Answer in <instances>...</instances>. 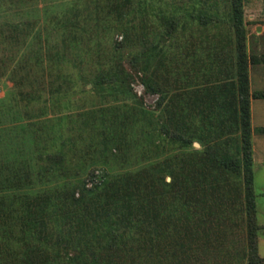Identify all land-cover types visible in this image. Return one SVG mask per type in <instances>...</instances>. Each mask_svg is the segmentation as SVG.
<instances>
[{
    "label": "rangeland",
    "instance_id": "obj_1",
    "mask_svg": "<svg viewBox=\"0 0 264 264\" xmlns=\"http://www.w3.org/2000/svg\"><path fill=\"white\" fill-rule=\"evenodd\" d=\"M84 1L25 0L14 7V0H0V264H19L26 226L21 212L42 205L62 182L68 189L77 182L90 189L106 175L131 176L137 183L142 176L146 184L158 180L156 169L162 183L179 175L180 191L166 190V196H181L185 209L199 215L196 264H247L244 229L230 233L226 220L236 213L240 221L243 208L242 171L230 161L240 160L247 137L242 106L251 96L264 98L250 95L248 80L251 67L264 65L260 1L243 0L248 9L242 8L238 37L232 0H133V30L115 52L112 43L122 37L110 28L98 53L106 60L115 56L107 71L122 75L99 85L88 69L87 79L70 69L74 83L66 93H48V75L56 72L46 64L54 37L49 17L59 21ZM15 17L23 24L19 33L11 31ZM39 33L42 40L36 41ZM18 34L23 42L16 46L12 38ZM24 71L39 74V82L35 75L24 83ZM93 171L97 179L91 180ZM209 213L216 222L208 223ZM209 230L224 257L216 262L204 245ZM230 248L238 249V263L226 257ZM191 255H184L186 264H195Z\"/></svg>",
    "mask_w": 264,
    "mask_h": 264
},
{
    "label": "trees",
    "instance_id": "obj_2",
    "mask_svg": "<svg viewBox=\"0 0 264 264\" xmlns=\"http://www.w3.org/2000/svg\"><path fill=\"white\" fill-rule=\"evenodd\" d=\"M24 1L14 0V7L22 6ZM133 2L85 0L87 4L72 6L59 21L56 15H50L54 37L51 49L47 52L46 64L49 68H55L56 72L52 74L53 78L48 75V93H66L74 83L70 69H76V77L83 79H87L83 73L88 69V75L94 73L91 79L99 85L107 80L116 81L122 75V72L110 75L107 71L108 65H116L113 64L115 56L110 55L106 60L107 57L103 59L99 54L110 28L122 37L121 42L112 43L111 49L115 52L125 42V36L133 30ZM241 4L242 0H232L231 4L238 37L243 32ZM15 19L11 31L19 33L23 24L17 17ZM35 25L36 22L33 27ZM19 35L12 38L16 46L23 42L17 38ZM35 39L42 40L41 34H37ZM43 42L47 44V39L44 38ZM32 59L38 66L40 58L36 48ZM34 73L36 77L24 71L23 82H31V77L39 82V74ZM241 115L244 136L247 137L241 140V161L238 158L230 161L236 165L238 173L242 171L239 192L241 188L243 208L240 221L236 213H230L226 222L230 233L236 232L238 227L244 229L245 248L241 249L243 261L260 264L255 248L258 227L252 189L247 100L242 106ZM20 128L26 129L23 126ZM46 158L50 160L51 156L48 154ZM94 172L89 174L91 180L97 179ZM156 172L158 180H147L149 184L140 182L144 178L142 176L137 183L131 176L106 180V175H102L104 180L95 183L90 189L85 188L82 182H77L72 189H68L63 182L59 184V188L41 202L42 205L33 211L21 212L26 226L17 254L19 264H186L184 255L188 259V252L192 253L191 258L196 264L198 257L194 254L198 251V238L201 235L199 215L194 208V212L187 205L185 209V201L181 196H171L170 199L166 196V190L171 195L180 191L179 183L182 181L178 179L179 175L169 173L174 180L172 184H166L160 181L162 171L156 169ZM154 176L155 171L146 177L154 179ZM190 201H195L193 196ZM208 218V223L212 224L216 215L209 213ZM206 234L203 242L213 262L224 259L215 240L216 234L211 230ZM229 251L226 257H235L238 263V249L230 248ZM220 263L225 264L223 260Z\"/></svg>",
    "mask_w": 264,
    "mask_h": 264
},
{
    "label": "crops",
    "instance_id": "obj_3",
    "mask_svg": "<svg viewBox=\"0 0 264 264\" xmlns=\"http://www.w3.org/2000/svg\"><path fill=\"white\" fill-rule=\"evenodd\" d=\"M260 1L264 9V0ZM243 3V10L248 9ZM260 25L255 31L260 33ZM262 27V26H261ZM259 35V34H258ZM249 93H264V65L251 67L248 74ZM249 123L251 128V174L252 189L254 194L255 222L258 227L256 232V255L264 264V98L249 99Z\"/></svg>",
    "mask_w": 264,
    "mask_h": 264
}]
</instances>
